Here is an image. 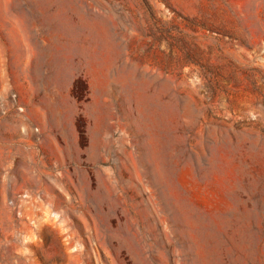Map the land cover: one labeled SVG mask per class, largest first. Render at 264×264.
<instances>
[{
  "label": "rangeland",
  "instance_id": "374dc122",
  "mask_svg": "<svg viewBox=\"0 0 264 264\" xmlns=\"http://www.w3.org/2000/svg\"><path fill=\"white\" fill-rule=\"evenodd\" d=\"M0 264H264V0H0Z\"/></svg>",
  "mask_w": 264,
  "mask_h": 264
}]
</instances>
